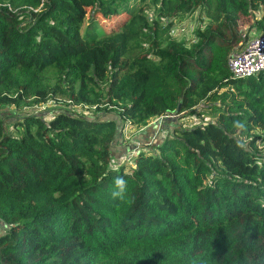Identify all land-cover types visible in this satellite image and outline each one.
<instances>
[{"label":"trees","instance_id":"trees-1","mask_svg":"<svg viewBox=\"0 0 264 264\" xmlns=\"http://www.w3.org/2000/svg\"><path fill=\"white\" fill-rule=\"evenodd\" d=\"M146 6L207 22L187 44ZM256 12L262 34L264 0H0V109L69 92L159 133L128 150L132 167L112 164L117 119L27 114L10 133L0 117V264H264V71L228 67ZM120 15L118 29L96 27ZM206 103L212 121L176 125ZM118 176L124 200L111 196Z\"/></svg>","mask_w":264,"mask_h":264},{"label":"rangeland","instance_id":"rangeland-1","mask_svg":"<svg viewBox=\"0 0 264 264\" xmlns=\"http://www.w3.org/2000/svg\"><path fill=\"white\" fill-rule=\"evenodd\" d=\"M145 10L147 13V17L151 23H156L158 25H161L162 27L165 26L169 27L170 28L169 36L171 38L185 41L187 44L195 40L194 31L199 27H203L207 22V19L201 14L199 10H196L195 12L190 14L179 13L174 17H162L161 19L158 18L157 14L154 12V9L152 7L146 6L144 7V11ZM28 11H30V9ZM89 13H92V10H89ZM259 15L260 13L256 12L253 14L252 18L245 17L240 20L239 27H240V31H242V34L245 33V42L247 40V37L249 36L253 38L260 35V33L257 32L254 28H251V25L253 24V18H257L259 17ZM124 19H125L124 15H120L117 17L98 16L97 17L98 24L96 25V27L101 32H104L109 28L118 29L119 27L118 23L119 22L123 23ZM45 76H46V81L49 85H53L57 81L56 74L52 70L46 72ZM60 95L61 96H57L56 98L49 99L44 103H37L34 104L33 106H20L19 110H17L12 106L2 107L0 109V117L5 123L6 130L10 133L16 131L17 128H15V126H13L11 123H13L17 118H22L24 115L38 114L46 119L47 117H50L51 115L55 114L60 110H66L73 114H77L82 117H85L87 119H99V118L117 119L115 110L112 109L109 105L100 104L99 107H95L94 105L92 106L88 104H79V103L76 104L70 98L69 92ZM210 111L211 110L209 109L206 103L203 105L196 106L195 108H193L192 111L180 112V114L177 115L176 118H174V120L176 121V125L178 126L191 127L193 125L203 124L207 121H212V115ZM171 119L173 118H169L168 120L170 121ZM117 123H118V130L119 132H121L122 129L120 127L123 126L124 123L119 120L117 121ZM152 123L154 124V122L150 121L148 125ZM162 124H164L165 127H167L166 131L168 130L170 131L171 127H173L171 122H168L167 120L162 121ZM129 133L132 134L133 132L129 130ZM164 133L165 132H163V134ZM256 134L259 135V140H257L256 143L257 147L258 149L264 152V132H258V130H256ZM0 232H2L1 228H0Z\"/></svg>","mask_w":264,"mask_h":264},{"label":"built area","instance_id":"built-area-1","mask_svg":"<svg viewBox=\"0 0 264 264\" xmlns=\"http://www.w3.org/2000/svg\"><path fill=\"white\" fill-rule=\"evenodd\" d=\"M245 38V33L243 34ZM228 67L234 78H246L264 71V33L251 38L247 37L244 44L231 52L228 57ZM135 150L128 151L117 160L113 159V165L129 163L135 167L133 157Z\"/></svg>","mask_w":264,"mask_h":264},{"label":"crops","instance_id":"crops-1","mask_svg":"<svg viewBox=\"0 0 264 264\" xmlns=\"http://www.w3.org/2000/svg\"><path fill=\"white\" fill-rule=\"evenodd\" d=\"M157 126L158 125L152 123L150 125H146L145 127L139 129L141 131L132 130L127 126L126 127L121 126L120 128L122 129V131L117 133V136L115 137L111 145L112 158L114 160H117V158L120 155H122L124 152L132 149L133 147H137L139 144L157 143L156 141H158L159 139V133L157 135ZM129 130L132 131L133 133L130 134Z\"/></svg>","mask_w":264,"mask_h":264},{"label":"clouds","instance_id":"clouds-1","mask_svg":"<svg viewBox=\"0 0 264 264\" xmlns=\"http://www.w3.org/2000/svg\"><path fill=\"white\" fill-rule=\"evenodd\" d=\"M115 190L111 192L114 199L124 200L127 192V181L123 177H116L114 179Z\"/></svg>","mask_w":264,"mask_h":264}]
</instances>
